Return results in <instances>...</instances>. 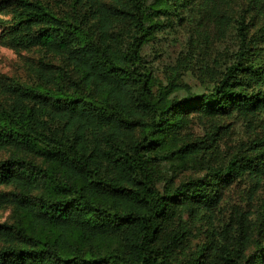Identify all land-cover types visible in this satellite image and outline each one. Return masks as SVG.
<instances>
[{
  "label": "trees",
  "instance_id": "obj_1",
  "mask_svg": "<svg viewBox=\"0 0 264 264\" xmlns=\"http://www.w3.org/2000/svg\"><path fill=\"white\" fill-rule=\"evenodd\" d=\"M70 1L57 14L38 0H0V44L60 62L28 65L42 91L5 89L0 149L12 152L0 159V186L10 188L0 208L11 207L16 220L0 223V264H264V243L253 239L264 241V202L255 212L232 210L220 226L216 213L234 180L247 176L256 186L264 177V139L175 182L206 148L182 132L188 114L256 118L264 128V25L250 34L244 13L231 21L228 0ZM175 2L196 3L222 34L234 32L233 58L208 93L178 98L176 77L157 85L142 60L159 15ZM257 7L264 0L248 10ZM182 211L209 226L191 251Z\"/></svg>",
  "mask_w": 264,
  "mask_h": 264
},
{
  "label": "rangeland",
  "instance_id": "obj_2",
  "mask_svg": "<svg viewBox=\"0 0 264 264\" xmlns=\"http://www.w3.org/2000/svg\"><path fill=\"white\" fill-rule=\"evenodd\" d=\"M38 1L57 14L67 11L71 4L70 0ZM153 1L147 0V3ZM250 3L251 0H228L224 13L231 21L244 13L245 23L248 24V31L251 34L255 29L264 25V9L257 7L248 10ZM4 18V13H0V19ZM158 19L162 27L154 32L153 38L148 40L141 50L142 60L151 70L157 85L165 86L170 78L176 77L179 86L176 97L182 98L188 91L195 94L208 93L212 88L213 78L220 76L223 68L233 58L237 45L233 30L229 28L226 34H222L223 30H220L222 27L216 25L212 13L192 2L181 4L175 2L173 11L166 16L159 15ZM39 59L56 65L60 63L38 49L15 51L0 44V111L5 109L11 101V96L5 90L6 87H19L24 90L37 89L39 82L32 76L28 65ZM158 88L154 87V93ZM39 89L42 91L43 87L39 86ZM188 118L190 121L182 132L188 141H201L206 148L205 153L199 158L202 161L198 164L199 166L178 172L175 178L176 183L190 177H201L205 173L203 168L205 165L213 167L225 165L242 143H248L257 138L264 139V128L258 124L259 120L256 118L254 122H249L250 119L237 115L204 117L193 112L188 114ZM11 152L7 149H0V159L7 158ZM26 158L29 163L43 165L40 158L31 155H27ZM168 166L166 162L161 166L167 175L171 174ZM162 186L163 181L157 184L160 190ZM9 191V187L0 186V194ZM263 202L264 177L256 186L255 180L247 176L234 180L222 194L220 207L216 212L217 214L220 212L218 225L227 221L232 210L255 212ZM180 214L182 215L181 220L187 219L190 227L188 250H194L196 245L206 242L205 231L209 228L208 223L190 221L188 214L184 211ZM250 219L252 222L255 221V215L252 214ZM15 220L16 217L11 207L0 208V223H12ZM253 239L256 242L261 239L260 244L264 243L258 236ZM184 257V255H179L177 260L183 261ZM177 264L180 263L177 262Z\"/></svg>",
  "mask_w": 264,
  "mask_h": 264
}]
</instances>
